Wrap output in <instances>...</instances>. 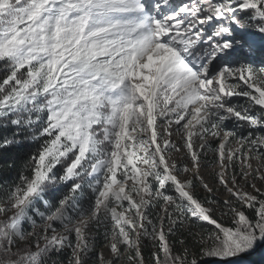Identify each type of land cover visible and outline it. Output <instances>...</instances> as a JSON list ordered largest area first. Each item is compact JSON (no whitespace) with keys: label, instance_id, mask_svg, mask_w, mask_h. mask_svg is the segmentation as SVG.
Returning <instances> with one entry per match:
<instances>
[{"label":"snow or ice","instance_id":"obj_1","mask_svg":"<svg viewBox=\"0 0 264 264\" xmlns=\"http://www.w3.org/2000/svg\"><path fill=\"white\" fill-rule=\"evenodd\" d=\"M0 130V264H241L264 0H0Z\"/></svg>","mask_w":264,"mask_h":264},{"label":"trees","instance_id":"obj_2","mask_svg":"<svg viewBox=\"0 0 264 264\" xmlns=\"http://www.w3.org/2000/svg\"><path fill=\"white\" fill-rule=\"evenodd\" d=\"M0 134H3V130H0ZM30 150L27 146H21L19 149H15L12 153L7 154L3 159H19L22 156H26ZM0 174L7 175L6 172ZM241 264H264V248L258 250Z\"/></svg>","mask_w":264,"mask_h":264},{"label":"water","instance_id":"obj_3","mask_svg":"<svg viewBox=\"0 0 264 264\" xmlns=\"http://www.w3.org/2000/svg\"><path fill=\"white\" fill-rule=\"evenodd\" d=\"M263 248H264V245H259L254 252H252L250 255L244 257L241 263L245 262L250 256H252L258 250L263 249ZM209 264H230V261H227V260H225V261H211V262H209Z\"/></svg>","mask_w":264,"mask_h":264}]
</instances>
